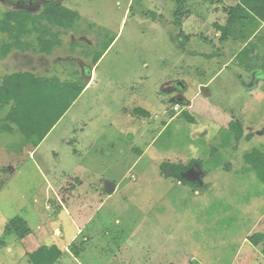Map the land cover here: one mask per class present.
Here are the masks:
<instances>
[{
	"label": "rangeland",
	"instance_id": "rangeland-1",
	"mask_svg": "<svg viewBox=\"0 0 264 264\" xmlns=\"http://www.w3.org/2000/svg\"><path fill=\"white\" fill-rule=\"evenodd\" d=\"M17 1L0 0V19L31 17L16 29L23 48L0 56V76L86 88L37 146L0 109V264H32L43 246L59 250L55 264H264L249 241L264 183L243 158L264 152V23L223 41L217 26L235 0H183L179 24L178 0ZM48 1L78 14L71 28L35 20ZM40 26L57 37L50 54ZM14 40L0 26V49ZM192 160L205 173L198 188L162 174ZM17 217L31 231L21 240L6 234Z\"/></svg>",
	"mask_w": 264,
	"mask_h": 264
},
{
	"label": "trees",
	"instance_id": "trees-1",
	"mask_svg": "<svg viewBox=\"0 0 264 264\" xmlns=\"http://www.w3.org/2000/svg\"><path fill=\"white\" fill-rule=\"evenodd\" d=\"M20 1L28 2L30 0ZM235 1L237 5L230 9L227 24L217 26L222 33L221 40L223 41L227 39L230 33L234 32L236 26H240L241 37H246L248 26H252V23H264V0ZM182 7L183 0H178L175 13L178 24ZM30 17L31 15L27 11H11L0 19L1 30L8 32L11 38H15L12 45L7 44L1 47L0 56L5 57L13 46L22 47L20 33L16 29L21 27ZM77 19L78 14L76 12L53 1L44 2L42 12L35 18L37 22L46 21L52 28H71ZM50 27L35 28L39 35L40 51L44 54H50L58 43L57 37L52 34ZM14 32L18 33L14 35ZM25 46L27 45L25 44ZM108 48L109 45H105L104 49L107 50ZM101 57V54L95 56L94 63H97ZM85 88L86 84L82 80L62 82L58 78H42L28 72L0 76V109H8L6 120L14 125L28 141L37 146L44 141L56 124L70 110ZM185 116L188 121H193V117L188 113ZM231 129L235 141H240L243 136L241 125L231 123ZM243 158L247 165L254 168L264 183V152L259 149H252ZM193 167L200 171L202 169L199 161L192 160L187 165L164 163L161 171L163 175H169L183 184L198 188L200 187L198 182H190L182 177L185 172ZM30 232L26 221L18 217L14 218L6 227V234H15L20 240L26 238ZM249 241L253 246L261 248V254L264 257V217L261 220V230L253 233L249 237ZM2 245H5V242L0 239V246ZM59 257L60 253L57 248L44 246L29 256L32 264H55Z\"/></svg>",
	"mask_w": 264,
	"mask_h": 264
},
{
	"label": "water",
	"instance_id": "water-1",
	"mask_svg": "<svg viewBox=\"0 0 264 264\" xmlns=\"http://www.w3.org/2000/svg\"><path fill=\"white\" fill-rule=\"evenodd\" d=\"M252 78H253V81L251 83H249V84L244 83V85H246L248 88H253L254 87V81H255V78H256L255 72L253 73ZM203 176H204V173L201 172L198 168H195V167L189 169L187 172H185L182 175V177L184 179H186L187 181L198 182V183H202ZM106 187H107V190L109 192L114 190V185H113L112 182H107Z\"/></svg>",
	"mask_w": 264,
	"mask_h": 264
},
{
	"label": "built area",
	"instance_id": "built-area-1",
	"mask_svg": "<svg viewBox=\"0 0 264 264\" xmlns=\"http://www.w3.org/2000/svg\"><path fill=\"white\" fill-rule=\"evenodd\" d=\"M174 111H175V112H178V111H179V107H178V105H176V106L174 107Z\"/></svg>",
	"mask_w": 264,
	"mask_h": 264
},
{
	"label": "flooded vegetation",
	"instance_id": "flooded-vegetation-1",
	"mask_svg": "<svg viewBox=\"0 0 264 264\" xmlns=\"http://www.w3.org/2000/svg\"><path fill=\"white\" fill-rule=\"evenodd\" d=\"M17 3H22V1L18 0Z\"/></svg>",
	"mask_w": 264,
	"mask_h": 264
},
{
	"label": "crops",
	"instance_id": "crops-1",
	"mask_svg": "<svg viewBox=\"0 0 264 264\" xmlns=\"http://www.w3.org/2000/svg\"><path fill=\"white\" fill-rule=\"evenodd\" d=\"M179 86H180V84H178ZM202 172V171H201ZM204 176H205V173H204ZM115 187H116V185H115Z\"/></svg>",
	"mask_w": 264,
	"mask_h": 264
}]
</instances>
